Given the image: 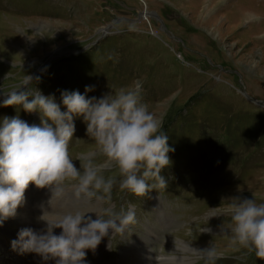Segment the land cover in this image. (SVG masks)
Instances as JSON below:
<instances>
[{
  "label": "rangeland",
  "instance_id": "374dc122",
  "mask_svg": "<svg viewBox=\"0 0 264 264\" xmlns=\"http://www.w3.org/2000/svg\"><path fill=\"white\" fill-rule=\"evenodd\" d=\"M26 83L17 91L31 93L29 100L36 93L54 97L62 111L64 92L100 99L138 85L174 149L162 172L168 187L143 198L120 190L118 169L104 171L117 179L114 211L132 209L136 220L122 236L110 237L111 250L106 237L101 250L88 251L85 264L151 257L150 264H207L196 250L208 247L222 254L215 264H264L254 252L230 246L226 212L233 198L264 203V0H0V123L18 115L29 125L41 124L39 111L3 104ZM86 87L92 90L85 93ZM74 123L69 151L79 168L77 158L96 145L83 118ZM27 190L35 209L33 185ZM45 190L38 195L44 201H60ZM158 192L185 196L172 221L155 213L150 200ZM91 202L102 214L109 207ZM23 229L0 224V264L37 261L39 255L24 247L27 237L20 238ZM134 247L150 256L128 251Z\"/></svg>",
  "mask_w": 264,
  "mask_h": 264
},
{
  "label": "clouds",
  "instance_id": "9594fccd",
  "mask_svg": "<svg viewBox=\"0 0 264 264\" xmlns=\"http://www.w3.org/2000/svg\"><path fill=\"white\" fill-rule=\"evenodd\" d=\"M27 83L9 92L3 104L22 106L28 113L39 111L41 124L29 125L18 115L0 123V223L16 215L30 184L53 193L63 192L72 183L77 199L95 200L109 207L103 214L94 210L67 212L55 222L45 219L44 212L38 219L46 222L45 230L23 229L19 235L21 239L27 237L25 249L44 260L85 264L88 251L95 253L106 237L111 250L110 237L122 236L136 220L132 209L114 211L111 199L117 179L106 178L104 171L118 169L120 190L143 198L168 187L162 172L170 165L168 153L174 149L168 145L160 120L142 101L138 85L111 91L100 99L87 98L79 91L64 92L61 96L66 111H62L54 97L36 93L29 100L31 93L17 91ZM91 90L86 87L85 93ZM78 117L83 118L87 135L96 145L94 151L77 158L79 168L69 151L76 130L74 118ZM98 155L106 160L97 163ZM233 199L236 202L226 209L230 214V246L254 252L264 262V203L254 198ZM87 213H95L97 218ZM54 229L61 232L55 234ZM196 251L203 254L207 264H215L222 255L215 247Z\"/></svg>",
  "mask_w": 264,
  "mask_h": 264
},
{
  "label": "bare ground",
  "instance_id": "6f19581e",
  "mask_svg": "<svg viewBox=\"0 0 264 264\" xmlns=\"http://www.w3.org/2000/svg\"><path fill=\"white\" fill-rule=\"evenodd\" d=\"M145 14H148V13L145 11ZM248 14L252 16V14L250 13ZM44 191L46 192V190ZM62 193L64 194L60 195L61 193L60 194L58 192L52 193V191L48 193L49 196L54 194L57 198L60 199V201L55 204L48 203L47 201H44L42 198L37 197V206L36 207L34 206L35 209H33V206H31L30 204L32 203L30 202V200L32 199L28 200L27 198L28 190H26L25 200L23 204L20 207H18L16 211V215L14 217H10L4 220L0 224L8 226L11 223H16L17 225L27 226V229H32L34 231H36L37 229L38 230L37 232H40L41 230H45L47 227V225L43 224L45 221L38 219L41 215H43L44 212H45V217H44L45 219L47 220L52 219V222H55L61 214H65L67 212H75V211L88 212V211L98 210V204L92 203L91 201L82 199V198L77 199L75 196V190L73 187L65 188V190ZM29 198L31 197L29 196ZM44 199H47L48 201L50 200V198L48 199L46 197H44ZM87 215H90L91 217H93L95 216V213H87ZM6 231L8 230H2V232H6ZM54 232L55 234H59L57 229H54ZM103 245L104 244L101 242L97 249L101 250ZM128 251L130 252L135 251L141 257L144 255H147L148 257L150 256L148 254V251L141 247H137V248L134 247V248L129 249ZM137 261L139 262V260H136L135 262H132V264H150L152 262V257L149 259V262L141 261L137 263Z\"/></svg>",
  "mask_w": 264,
  "mask_h": 264
},
{
  "label": "water",
  "instance_id": "95a60500",
  "mask_svg": "<svg viewBox=\"0 0 264 264\" xmlns=\"http://www.w3.org/2000/svg\"><path fill=\"white\" fill-rule=\"evenodd\" d=\"M108 28H109V27H106V28L103 30V33H104V34H105V33H108V31H107Z\"/></svg>",
  "mask_w": 264,
  "mask_h": 264
},
{
  "label": "flooded vegetation",
  "instance_id": "af4514ba",
  "mask_svg": "<svg viewBox=\"0 0 264 264\" xmlns=\"http://www.w3.org/2000/svg\"><path fill=\"white\" fill-rule=\"evenodd\" d=\"M141 14H143V13H141ZM144 15H146L145 12H144Z\"/></svg>",
  "mask_w": 264,
  "mask_h": 264
}]
</instances>
